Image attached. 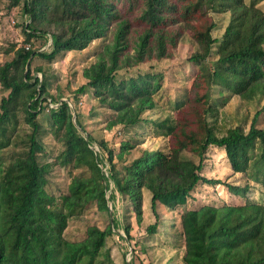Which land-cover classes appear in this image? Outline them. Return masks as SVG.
<instances>
[{"label": "trees", "instance_id": "obj_1", "mask_svg": "<svg viewBox=\"0 0 264 264\" xmlns=\"http://www.w3.org/2000/svg\"><path fill=\"white\" fill-rule=\"evenodd\" d=\"M11 1L12 5L22 1L26 40L46 36L48 45L43 50L30 44L18 47L10 60L0 63V86L7 91L0 98V264H114L105 247L118 227L108 205L113 208L117 195L129 199L139 220L143 189L150 192L153 213L158 203L171 209L185 206L199 184L223 185L239 196H245L249 184L264 191V10L255 0ZM119 3L138 10L137 20L143 25L139 34L131 35V21L121 18ZM211 12L228 13L220 37L212 35ZM110 32L111 40L84 67L87 81L75 96L90 90L112 110L109 129L121 125L131 130L147 122L162 130L171 139L167 152L145 148L126 161L123 154L135 145L123 140L115 152L103 138L91 136L78 119V100L50 95L44 73L31 74L35 58L51 61L63 50H83ZM186 33L196 45L187 62L198 70L190 85L177 91L174 103L184 102L194 119L149 120L143 114L156 107L164 72L125 70L146 59L166 58ZM128 43L132 53L126 50ZM233 96L254 105L250 124L217 134L208 116ZM19 102L22 108L17 110ZM40 114L61 143L57 163L79 169L67 191L57 196L46 189L49 164L38 160ZM209 146L223 148L232 171L244 176V185L201 173V158ZM183 150L200 161L182 157ZM92 205L111 224L89 225L83 238L67 239L68 220ZM180 221L183 264H264V201L246 197L239 204L188 208ZM124 231L121 238L127 239L128 226ZM155 231L156 223L146 227L149 234ZM123 264H133L132 258Z\"/></svg>", "mask_w": 264, "mask_h": 264}, {"label": "rangeland", "instance_id": "obj_2", "mask_svg": "<svg viewBox=\"0 0 264 264\" xmlns=\"http://www.w3.org/2000/svg\"><path fill=\"white\" fill-rule=\"evenodd\" d=\"M255 1L264 10V0ZM11 2V0H0V63L10 60L18 47H25L30 44L33 49L43 50L48 45V43L46 44V36L32 37L29 41L26 40L23 27L26 16L22 10V1L17 5H12ZM118 7L121 18L131 21L132 28L136 29L130 27L131 35L139 34L143 25L137 20L138 10L136 8L128 10L120 3ZM210 18L215 22V27L212 29L213 37H220L224 26L228 23V13L211 12ZM111 37L112 32L105 39L93 40L83 50H63L51 61L37 57L31 63V74L41 77V72L44 73L46 89L50 95L54 97L61 96L62 99H70L75 102L76 99L78 100L76 102L79 106L78 119L84 130L90 133L91 136L97 139L103 138L108 147L113 148L115 152L119 150V145L123 140L135 145L129 152L123 154V159L126 161L138 156L145 148L160 149L167 152L171 139L169 135L161 134L162 130L154 128L147 122H141V126L131 130L122 128L121 125L109 129L106 123L113 112L112 110L100 103L90 90L78 95V97L75 96L76 89L87 81L83 76L84 67L96 60V54L105 43L111 40ZM128 45L126 50L132 53L131 44L128 43ZM195 49V43L190 39V35L186 33L177 45L169 50L166 58L160 60L155 58L146 59L144 62L125 70V74L147 70H161L164 72V89L160 97L157 98V105L153 109L147 110L143 117L156 121L168 118L171 122L177 116L194 119L193 115L188 113L184 102L176 104L174 98L178 90L190 85L198 70L197 66L187 62L188 56ZM37 68L40 70H37ZM6 94L7 91H4L0 86V98ZM54 105V103L49 104V106ZM15 108L17 110L22 108V103L19 102ZM254 110V105L246 104L238 96H233L213 116H208V123L213 126L217 134H222L227 128L236 125L247 129ZM38 119L41 120L39 121L41 129L38 136L42 145L41 152L37 154L38 160L41 163L47 162L49 164L46 189L50 194L57 196L67 191L71 176L79 173V169L60 166L57 163L56 157L62 149L61 143L52 135L45 122L46 120L43 119L41 114ZM259 124L261 125V122ZM181 156L189 158L195 163L200 161V158L191 151L183 150ZM114 160L118 161L116 157ZM201 165V173L206 177L218 178L231 184H245L244 176L232 171L223 148L209 146L201 158ZM246 197L263 202L264 191L257 185L249 184V190L245 196L244 194L239 196L230 193L223 185L199 184L189 194L185 206L179 204L171 209L158 203L153 213L150 207V192L143 189L142 214L138 220L129 199L117 195L113 208H111V203H108V205L113 212L118 227L107 238L105 249L109 250L114 264H123L130 261L131 258L133 264H140L141 262L143 264H183L182 256L185 251V240L181 234L180 221L183 211L188 208H198L205 204H239ZM153 223H156V231L149 234L146 232V227ZM108 224H111L110 218L99 211L95 205H92L79 216L68 220L64 236L69 240H79L84 237L87 226L97 225L100 228H105ZM125 226L129 228L127 239L121 238V236H125Z\"/></svg>", "mask_w": 264, "mask_h": 264}, {"label": "built area", "instance_id": "obj_3", "mask_svg": "<svg viewBox=\"0 0 264 264\" xmlns=\"http://www.w3.org/2000/svg\"><path fill=\"white\" fill-rule=\"evenodd\" d=\"M25 47H29V45L25 46ZM51 104V103H50ZM94 150L98 151L97 147H93Z\"/></svg>", "mask_w": 264, "mask_h": 264}, {"label": "water", "instance_id": "obj_4", "mask_svg": "<svg viewBox=\"0 0 264 264\" xmlns=\"http://www.w3.org/2000/svg\"><path fill=\"white\" fill-rule=\"evenodd\" d=\"M74 117H75V116H73V120H74Z\"/></svg>", "mask_w": 264, "mask_h": 264}]
</instances>
